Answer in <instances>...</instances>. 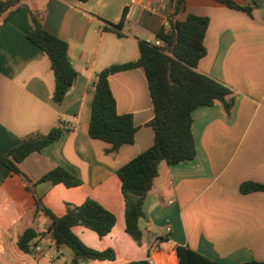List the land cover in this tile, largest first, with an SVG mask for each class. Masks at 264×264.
<instances>
[{
	"label": "crops",
	"instance_id": "crops-1",
	"mask_svg": "<svg viewBox=\"0 0 264 264\" xmlns=\"http://www.w3.org/2000/svg\"><path fill=\"white\" fill-rule=\"evenodd\" d=\"M11 1V0H0ZM250 8L234 9L218 0H186L189 14L209 19L206 55L198 71L232 90L233 107L221 102L194 110V159L159 164V174L144 198L140 220L143 238L126 232V207L117 171L153 145L148 126L154 117L145 72L125 70L109 77L119 114H131L135 141L106 154L111 145L89 136L97 74L105 68L136 61L139 41H154L173 13L176 0H25L7 18L0 17V152L9 153L24 138L48 133L61 124L62 135L20 164L27 181L0 163V262L2 264H70L71 251L57 249L45 232L50 218L36 210V196L57 217L67 205L90 198L116 217L103 237L83 226L74 234L97 251L113 250L114 260L86 264H130L152 258L154 264H180L177 247L220 263L264 261V191L242 193L245 182L264 184V0H233ZM126 20L122 37L106 26ZM34 14L52 34L66 41L77 71L62 103L52 99L50 61L27 33ZM66 124H65V123ZM63 167L78 177L79 186L41 182ZM38 233L41 252H23L20 236Z\"/></svg>",
	"mask_w": 264,
	"mask_h": 264
},
{
	"label": "trees",
	"instance_id": "trees-1",
	"mask_svg": "<svg viewBox=\"0 0 264 264\" xmlns=\"http://www.w3.org/2000/svg\"><path fill=\"white\" fill-rule=\"evenodd\" d=\"M87 1V0H80ZM234 9L250 12L233 0H218ZM25 0L0 1V17L7 18ZM186 10V0H176L173 13L167 23L158 32L156 39L160 46L146 40L139 41L140 56L136 61L113 65L100 71L96 76L94 99L91 108L89 136L109 143L106 154L119 151L124 145L135 141L137 126L131 114H119L117 101L112 92L109 77L117 72L142 68L145 72L154 117L148 126L153 129L154 142L146 151L140 153L124 166L117 174L122 183V194L126 207V232L140 243L143 232L140 220L145 217L144 198L152 189L159 174V164L166 162L176 165L195 158L197 149L192 132L193 112L203 106H213L221 102L226 113L233 107L230 98L232 90L219 80L198 71L199 61L206 55L204 44L209 19L204 16L189 14L185 20L179 16ZM126 20L123 14L121 22L109 24L105 29L122 37ZM32 29L27 38L39 47L50 61L54 76L52 99L62 103L67 92L77 78L71 58L69 45L63 39L50 33L34 14L31 15ZM62 135V125L52 128L48 133H35L9 153L0 152V163L13 173L27 181L19 164L31 153L39 152L47 145L58 141ZM41 182L62 183L67 187L81 185L82 181L63 167H57L46 173ZM244 194L264 191V184L245 182L240 186ZM37 212H44L50 218L45 235L57 249L67 247L71 251L70 264H86L94 260H114L113 250L97 251L85 245L73 232V227L83 226L103 237L111 232L116 224V217L99 202L86 199L81 205H67L66 213L57 217L47 209L40 197L36 196ZM34 228L27 229L19 238L18 246L23 252H30V243L38 238ZM180 264H220L187 246L177 247ZM0 264H2L0 262ZM130 264H149L148 260H136ZM238 264H264V261H247Z\"/></svg>",
	"mask_w": 264,
	"mask_h": 264
},
{
	"label": "built area",
	"instance_id": "built-area-1",
	"mask_svg": "<svg viewBox=\"0 0 264 264\" xmlns=\"http://www.w3.org/2000/svg\"><path fill=\"white\" fill-rule=\"evenodd\" d=\"M145 0H131V4L132 5H135V4H139V3H142V2H144ZM167 27H169V25H168V23H166L165 24ZM148 42H151L152 44H154V45H157V46H160L161 44H162V41L161 40H154V41H148ZM65 123V122H64ZM67 123V122H66ZM65 123V124H66ZM1 244V243H0ZM1 246V245H0ZM29 249H30V251H32V252H41L42 250H43V245H42V243L40 242V240H38V239H35V240H33L31 243H30V245H29ZM0 253L1 254H3L4 253V251L3 250H1L0 251ZM148 262H149V264H154V261H153V259L152 258H149L148 259Z\"/></svg>",
	"mask_w": 264,
	"mask_h": 264
}]
</instances>
